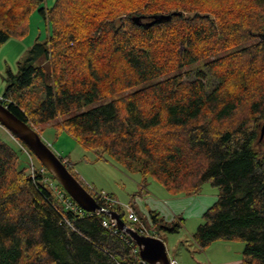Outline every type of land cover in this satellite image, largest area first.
Instances as JSON below:
<instances>
[{
    "label": "trees",
    "instance_id": "obj_1",
    "mask_svg": "<svg viewBox=\"0 0 264 264\" xmlns=\"http://www.w3.org/2000/svg\"><path fill=\"white\" fill-rule=\"evenodd\" d=\"M46 1L0 0V48L26 37L36 12L49 28L29 52L45 63L31 56L18 73L8 71L2 102L40 135L54 125L96 162L140 174L144 186L152 179L175 196L217 187L195 244L241 242L240 264H264V0H56L50 8ZM154 15L171 19L133 21ZM11 137L16 144L0 137V264L138 263L125 233L105 228L103 213L68 209L51 173ZM152 218L155 233L181 230Z\"/></svg>",
    "mask_w": 264,
    "mask_h": 264
},
{
    "label": "rangeland",
    "instance_id": "obj_2",
    "mask_svg": "<svg viewBox=\"0 0 264 264\" xmlns=\"http://www.w3.org/2000/svg\"><path fill=\"white\" fill-rule=\"evenodd\" d=\"M55 2L56 0H47L45 6L50 8ZM48 32L47 22L39 12H36L31 17L28 35L24 38H12L0 48V97L7 91L8 71L18 73L20 63L31 56H33L34 65L39 66L45 63V55L36 57L35 53L29 54V52L36 43L45 42ZM4 130L0 129V137L8 143L16 144L10 133ZM40 136L59 157L68 159L75 166V171L83 183L96 193L104 192L110 195L124 212L127 205L136 208L145 217V224L151 231L154 230L152 229L154 213H157L159 219L166 223H180L181 230L176 234L168 233L160 227L155 229L158 238L165 242L171 260H177L182 264L189 261L190 264H200L198 263L200 259L202 264H207L226 260L227 256L231 257L224 251L229 249L219 248L220 246H216L217 248L212 252L199 250L195 246L193 237L198 227L204 222L205 212L218 199L217 187L205 184L198 194L175 196L152 179L144 186L140 174L128 172L111 159L96 162L94 152L86 150L71 135L59 131L54 125L45 126ZM24 153L31 165L30 154L27 151ZM55 182L58 185V182ZM220 242L234 245L232 255L235 256L242 255L245 249V244L241 242Z\"/></svg>",
    "mask_w": 264,
    "mask_h": 264
},
{
    "label": "water",
    "instance_id": "obj_3",
    "mask_svg": "<svg viewBox=\"0 0 264 264\" xmlns=\"http://www.w3.org/2000/svg\"><path fill=\"white\" fill-rule=\"evenodd\" d=\"M171 19V15H154L151 17H134L133 21L144 27H150ZM0 125L13 137L23 142L51 173L69 197L85 212H101L117 222L118 229L125 233L136 245L140 258L148 264H171L166 244L160 238L140 235L130 227L116 211L106 209L86 188L71 174L63 159L59 157L26 122L17 117L8 106L0 102ZM264 137V128L262 138Z\"/></svg>",
    "mask_w": 264,
    "mask_h": 264
},
{
    "label": "built area",
    "instance_id": "obj_4",
    "mask_svg": "<svg viewBox=\"0 0 264 264\" xmlns=\"http://www.w3.org/2000/svg\"><path fill=\"white\" fill-rule=\"evenodd\" d=\"M2 101H6V99L1 98ZM32 172H34V163L32 161ZM50 181V180H49ZM51 188L52 190L55 192L56 196L66 205V207L68 209L77 211L79 214H81L82 216L85 213L83 209H81L68 195L67 193L61 189L55 182H51ZM100 199L102 201H104L106 204H118L112 197H110L109 195H107L106 193L102 192L99 194ZM101 212H97V214H99ZM126 218L129 221V223L132 224V227H134L136 229V231H138V233L140 235L143 236H147V237H157L156 233L154 231L149 230L141 221V218L139 217V215L136 213V211L134 210V208L131 205H127L126 206ZM90 214H95V213H90ZM107 218L103 221V225L105 228L109 229L110 231H113L114 233H118L121 232L118 229V225L117 222L115 220H113L109 215H106ZM123 233V232H121ZM136 251L138 252V250L136 249ZM136 264H148L147 262L143 261L141 258H139L138 263ZM171 264H179L177 261H171Z\"/></svg>",
    "mask_w": 264,
    "mask_h": 264
},
{
    "label": "crops",
    "instance_id": "obj_5",
    "mask_svg": "<svg viewBox=\"0 0 264 264\" xmlns=\"http://www.w3.org/2000/svg\"><path fill=\"white\" fill-rule=\"evenodd\" d=\"M231 243H222V242H216L214 243L211 247H209L207 250H210V252L215 251V248H217L216 246H220L219 248L222 249H229V250H224L226 254L231 255V257L227 256L228 258L226 260H222V261H215V262H209L207 264H240L241 260H242V255L238 254V255H232V248L234 245H230ZM195 246L199 249V247L195 244ZM200 250V249H199ZM203 251V250H201ZM205 251V250H204ZM187 261L188 259L185 258ZM173 261H177V260H173ZM201 260L198 259V263L202 264L200 262ZM179 264H182L181 262L177 261ZM192 263V262H191ZM186 264H190L189 262H186ZM193 264V263H192Z\"/></svg>",
    "mask_w": 264,
    "mask_h": 264
}]
</instances>
